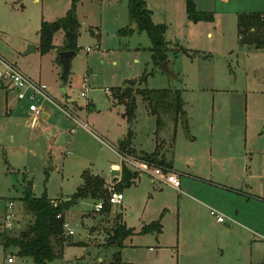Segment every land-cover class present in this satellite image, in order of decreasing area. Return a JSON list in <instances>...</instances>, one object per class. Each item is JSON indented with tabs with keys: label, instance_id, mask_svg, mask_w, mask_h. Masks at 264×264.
<instances>
[{
	"label": "rangeland",
	"instance_id": "374dc122",
	"mask_svg": "<svg viewBox=\"0 0 264 264\" xmlns=\"http://www.w3.org/2000/svg\"><path fill=\"white\" fill-rule=\"evenodd\" d=\"M72 1L0 0V54L33 79H41L39 83L52 99L94 131L77 129L80 125L73 122L66 128L63 119L68 116L64 111L50 100H38L52 114L49 124L53 132L37 149L44 154L49 143H54L66 145V150L60 153L55 148L51 162L36 160L28 170L26 159L19 158L20 169L16 166L15 171L1 174L3 163L4 168L8 163L0 162V232L12 233L4 227L7 212L19 215L22 227L27 224L21 200L27 180L33 181L37 196L47 191L51 198L68 200L84 184L86 171L107 174V180L119 176L109 164L121 162V155L111 148H118L128 124L123 117L124 105L106 90L121 101L122 90L130 86L129 82L145 75L144 82L130 86L140 101L136 138L138 143L152 144L159 155L172 153L170 157L181 171V188L177 190L140 171L137 182L122 190L123 203L112 204L111 214L103 209L99 220L92 215L103 200H81L82 208L79 202L66 213L76 234L66 246L64 258L52 264H115L116 254L121 263L133 264L263 263L264 48L241 42L238 15L264 13V0H194L199 11L214 15L212 21L198 22L189 18L186 0H147L153 20L167 25L168 59L175 79L163 71L161 63L152 66V42L146 31L136 27L132 33H119L121 28L135 24L130 23L128 0L78 2L79 52L69 76L63 78L60 53L64 50V31L57 33L56 50L43 53L39 49L40 28L43 20L53 22L64 17ZM30 46L36 51L28 53L32 51ZM86 75L91 83L88 97L82 96ZM145 88L169 89L158 105L138 93ZM176 90L182 93L184 113L175 110ZM24 121L29 122L28 115ZM3 151L0 143V160ZM9 153L12 155L10 149ZM154 153L157 155L156 151H137L133 156L155 158ZM49 156L50 152L46 158ZM10 187L14 188L12 192ZM105 187L109 193L111 187L106 182ZM10 197L15 203L13 210L8 208ZM211 207L235 222L227 221L231 226L218 223ZM73 211L79 215H73ZM119 214L138 230L123 247L109 243L120 224ZM158 220L161 232L141 233L144 225ZM79 237L84 241H78ZM16 252L17 248L6 249L0 242V264H34L32 258Z\"/></svg>",
	"mask_w": 264,
	"mask_h": 264
},
{
	"label": "trees",
	"instance_id": "16d2710c",
	"mask_svg": "<svg viewBox=\"0 0 264 264\" xmlns=\"http://www.w3.org/2000/svg\"><path fill=\"white\" fill-rule=\"evenodd\" d=\"M79 1H72V6L64 17L53 22L42 21L39 49L43 53H47L55 48L54 36L61 30L64 31L65 35L64 50H75L79 52L76 42L81 27L77 17V5ZM186 3L188 16L193 21L214 20L212 13L199 11L194 0H186ZM128 7L130 23H137L136 30L140 32L146 31L151 39L153 62L162 63L167 60L169 58V42L165 37L167 25L165 23H156L153 20V11L148 7L147 0H128ZM134 31L135 29L127 26L121 28L119 33L125 35ZM238 32L243 44L259 49L264 48V13L253 12L239 14ZM145 80L146 76L144 75L139 81L144 82ZM136 82L137 80H133L129 83L132 86ZM167 91L166 89H143L138 91V93L146 95L150 102H157L156 104L160 105L162 104L161 98L168 93ZM175 94V110L178 113H184L182 93L180 90H176ZM121 103L125 104L126 107L125 117L129 123H132L136 116L138 106L137 97L133 94L132 88L127 87L122 90ZM133 138L134 132L130 129L127 137L119 144L120 153L135 155L132 149ZM145 157L144 159L157 162L162 167L172 169V165L165 160H160L156 157L149 158L154 157L153 155H146ZM138 176L139 174L137 172L131 171L127 164H125L123 167L121 186L118 188L124 189L125 187L133 185ZM84 179V184L68 200L51 199L47 193L36 196L33 193L32 183L28 182L23 196H21L24 204V219H27L28 222L24 227L11 230V234L9 232H0V242L6 249L12 246L17 248L16 253L19 256L32 258L34 264H52L53 261L61 258L67 246L64 243V223L66 213L70 208L85 198H91L95 201H105L103 209L110 210L111 204L108 203L110 192L108 193L105 187L104 179L100 176L86 174H84ZM60 214L61 217H58ZM161 230V222L158 220L149 225H144L141 233H148L150 231L161 232ZM134 234V228L128 227L125 223H120L113 231L109 243L114 246L123 247L125 240ZM115 259V264H133L121 263L117 258V254L115 255Z\"/></svg>",
	"mask_w": 264,
	"mask_h": 264
},
{
	"label": "crops",
	"instance_id": "0c3cea01",
	"mask_svg": "<svg viewBox=\"0 0 264 264\" xmlns=\"http://www.w3.org/2000/svg\"><path fill=\"white\" fill-rule=\"evenodd\" d=\"M57 33L54 36L55 48L53 50H51V51H55L56 50L55 39H56ZM77 54H78V52H77ZM40 81L42 83L41 79H40ZM137 82H139V81L137 80ZM130 86H128V87H130ZM145 89H150V88H145ZM165 89L167 90L169 88H165ZM108 95L110 97H112V99H114L115 101H118L120 104H123V103H121V101H119V98L117 97L116 94H114L113 96H111L110 94H108ZM41 99L42 98H38L37 99V103H38V100L41 101ZM42 101L44 102L45 100L42 99ZM69 101H72V99H69ZM23 102H26V104L23 103ZM38 104H40L42 106L43 114L37 119V123L35 125H32L31 121L33 119L34 113L31 112L29 107H28V105L30 106V100L28 98L20 100L18 98V91L15 88H13V87L0 86V143H2L4 145V151H3L4 155H2L3 159H1L0 162H2V160H3L4 162L8 163V165L5 168H4V163H3V166H2V169H1V171H2L1 174L6 173L5 170H8V172H11V169H13V171H15V169H16L15 167L16 166H18V168H19V163H18V159L19 158L21 160H25L26 159L27 164L24 165V166H25V169L28 170V169H31L34 166L33 164H34V162L36 160H43V162H51L54 159V157H55V154H54V149L55 148H57L60 153H64V151L66 150V145H55L54 143H51V144L49 143V145L47 147L48 149H47V151L44 154L40 153L39 150L37 149V147L42 146L44 140L46 139V136H48L49 133L53 132V130H52L53 129V127H52L53 125L49 124L50 119H52L51 112L49 110H47V108L44 107L41 103H38ZM139 104H140V101H139V97H138L137 98V105H138L137 109L139 107ZM123 105L125 107V104H123ZM89 107L92 109L93 105L92 106L89 105ZM125 111H126V107H125ZM125 111L123 113V117L127 121L128 132H129L130 129H132L133 132H134V138H133V142H132V149L134 150L133 154H137V151H140L141 153H151L153 151L154 152L156 151V154H157V149L152 144H149V143L148 144H142L141 142L138 143V141H137V138H136L137 133L135 131V128H136L135 126H136V122H137V111H136V116H135V118H134L132 123H129L127 118L125 117V115H124ZM26 115L29 116V122L28 123H25V121H24V117ZM63 120H64V126L66 128H68V127L70 128V126L72 125V122H73V124H75L74 120H72L69 117H68V119H66V120L63 119ZM63 120H61L60 123ZM26 124H28V125H26ZM87 125H88V127L77 126V129L80 128V127H83L84 129L85 128L89 129V130L91 129V131H93V129L89 126V124H87ZM75 126H76V124H75ZM75 126H72L71 128H73ZM174 128H175V126H174ZM178 128L179 127H178V124H177L176 128H175V136L177 135ZM128 132H127V134H128ZM127 134L125 135L124 138L127 137ZM191 137L192 138H196L197 136L196 135H191ZM53 138L54 139H52V140H54V141L57 140V137H53ZM124 138H122L120 140V142H122V140ZM6 147H7V150H6ZM9 149L11 150L12 155H10ZM111 149H113V151H115V153H117L118 155H121L120 152H119V145H118V148H116L115 146L112 145ZM29 151L32 152V154H29L30 153ZM48 151L50 152V156H49V158H46V154L49 153ZM167 154H168V152H162V153H160V155L157 154L156 157L158 159H160V160H165V161L169 162L172 165V169L180 173L181 171L178 170L175 167L174 161L170 157L172 155V153H170V156L167 155ZM27 155H29L30 156L29 158L32 159L30 162L28 161L29 159L27 158ZM124 165H125V163L123 162L122 157H121V162H110V164H109L110 169L113 172H118L119 173V176H115L111 180H107L106 179V177L108 176L107 174L100 175V174H94V173H90V172L86 171V172L83 173V175L86 174V175H90V176H100V177H102L105 180V182L111 188L113 187V188L117 189L118 186H121ZM127 166H128V168L131 171L137 172L131 166H129V165H127ZM137 173L139 174V172H137ZM180 175H181V173H180ZM31 181L27 180L26 182H31ZM26 182H25V184H27ZM136 182H137V178L135 179V183ZM25 184H24V186H25ZM32 185H34V183H32ZM13 189H14L13 187H10L9 191L12 192ZM119 189H120V191L123 190L121 188H118L117 190H119ZM45 193H47V191ZM47 195H48V193H47ZM48 197H49V195H48ZM11 199L12 198L10 197V201H11ZM51 199H56V200L57 199H62V200H64L63 198H51ZM199 200L205 206L206 205L208 206V203H206V201L202 200L201 198ZM79 207L82 208L81 202L79 203ZM102 211L103 210H101V211L94 210V212L92 211L93 212L92 216L98 218L97 220H99L103 216V212ZM105 212L107 214H111L112 213V205H110V210H106ZM73 215L77 216V215H79V212L73 211ZM227 221L235 222V220H233L232 218L231 219L228 218ZM119 223H125L128 227H130L128 225L127 221L125 220V217H123L122 214H119ZM225 224H229V223L225 222ZM131 228H133V227H131ZM134 228H135V231L137 233L138 232L137 228L136 227H134ZM78 241L82 242V241H84V238L83 237H79ZM61 258H64V253L62 254ZM261 264H264V262L261 263Z\"/></svg>",
	"mask_w": 264,
	"mask_h": 264
},
{
	"label": "built area",
	"instance_id": "2783aa9c",
	"mask_svg": "<svg viewBox=\"0 0 264 264\" xmlns=\"http://www.w3.org/2000/svg\"><path fill=\"white\" fill-rule=\"evenodd\" d=\"M92 48L87 47V50L90 51ZM0 86H10L15 88L18 91V98L20 100L28 98L30 100L29 109L34 113L33 119L31 121L32 125L37 123V119L43 114V108L40 104L37 103L38 98L43 100H50L56 106L64 111V113L74 120L80 126L88 127V125L82 122L77 115H75L71 110L62 106L55 99H52L49 92L46 88L39 83L37 80L30 77L25 73L17 64L11 62L0 54ZM91 90L90 78L88 75L83 78V90L82 96L88 97L89 91ZM106 93L113 96V92L109 89L106 90ZM76 128H71V132H75ZM120 152V151H119ZM122 160L125 164L133 167L137 172L144 171L149 173L154 179L161 181L164 184L170 185L175 189L181 188V175L179 172L162 167L155 164L151 160L144 159L139 156H133L132 154L120 153ZM124 200V194L122 191L115 188H111L110 195L108 197L109 204H121ZM105 201L96 204L95 209L101 211L104 208ZM15 203L13 201L9 202L8 208H14ZM211 214L216 218L218 223L227 222V217L215 208H211ZM61 217V214L58 215ZM20 216L14 212H7L4 217V227L6 231H11L17 228H21ZM64 233H65V244H69L72 236L76 234L74 227L66 219L64 223ZM10 262L14 261L13 257H9Z\"/></svg>",
	"mask_w": 264,
	"mask_h": 264
},
{
	"label": "water",
	"instance_id": "95a60500",
	"mask_svg": "<svg viewBox=\"0 0 264 264\" xmlns=\"http://www.w3.org/2000/svg\"><path fill=\"white\" fill-rule=\"evenodd\" d=\"M137 27V23H135L131 28L135 29ZM32 49L28 51L30 52H35L36 48L33 46H30ZM77 56V51L75 50H64L60 53V63L63 65V78H67L71 72V66H72V61L73 59ZM171 60L167 59L164 62L161 63V68L163 71L167 72L169 75H171L172 79L177 78V75L172 71L171 66H170ZM154 65V62H152V66ZM187 120L184 118V123H186ZM227 226H230L229 224H226Z\"/></svg>",
	"mask_w": 264,
	"mask_h": 264
}]
</instances>
